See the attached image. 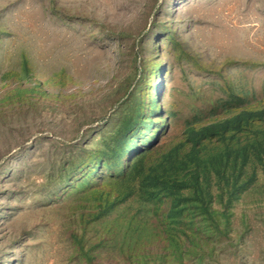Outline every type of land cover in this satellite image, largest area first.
<instances>
[{"label": "rangeland", "instance_id": "374dc122", "mask_svg": "<svg viewBox=\"0 0 264 264\" xmlns=\"http://www.w3.org/2000/svg\"><path fill=\"white\" fill-rule=\"evenodd\" d=\"M0 264H264V0H0Z\"/></svg>", "mask_w": 264, "mask_h": 264}]
</instances>
